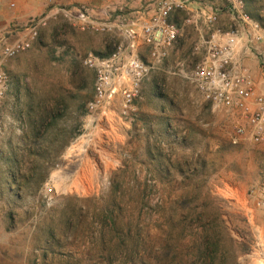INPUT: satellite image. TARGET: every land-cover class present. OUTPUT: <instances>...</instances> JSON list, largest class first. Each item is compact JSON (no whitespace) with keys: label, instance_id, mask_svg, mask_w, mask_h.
<instances>
[{"label":"rangeland","instance_id":"374dc122","mask_svg":"<svg viewBox=\"0 0 264 264\" xmlns=\"http://www.w3.org/2000/svg\"><path fill=\"white\" fill-rule=\"evenodd\" d=\"M243 1L264 26V0ZM157 3L71 0L21 22L0 2V54L44 19L32 47L4 64L21 92L0 123V264H264L253 195L264 145L240 138L238 120L192 79L215 30L245 31L228 0L203 5L219 15L213 26L188 5L171 18L180 34L168 57L154 61L132 34ZM120 48L150 66L126 112L121 94L97 103L85 64ZM58 102L60 117L44 126ZM207 239L219 246L213 261L202 255Z\"/></svg>","mask_w":264,"mask_h":264},{"label":"built area","instance_id":"2783aa9c","mask_svg":"<svg viewBox=\"0 0 264 264\" xmlns=\"http://www.w3.org/2000/svg\"><path fill=\"white\" fill-rule=\"evenodd\" d=\"M24 0H0L8 9L16 11ZM47 7H59L71 0H36ZM206 0H158L153 14L146 18L140 13L136 24L138 35L149 49L154 61L168 57L169 50L176 43L180 27L171 18L180 11L188 10V5L200 8L199 19L213 26L219 15L203 10ZM231 14L239 20L243 37L239 31L222 32L215 30L210 39L200 45L205 56L193 71V82L203 99L212 105L224 108L238 123L236 131L240 138L256 145H264V26L253 19L243 0H228ZM191 22V20H187ZM44 19L30 20L25 36L16 37L12 42H4L0 54V123L4 119L8 100L12 96L13 80L5 69V62L29 50L38 38V28ZM246 39L247 46L242 39ZM132 46V45H131ZM248 47L260 65L256 77L252 70L238 59L239 50ZM125 63L121 65V62ZM85 64L97 73L95 91L97 103L108 102L121 94L125 112L141 94V81L150 71V66L135 56H126L120 48L110 59L89 57ZM94 106V105H93ZM258 205L264 208V184L253 190Z\"/></svg>","mask_w":264,"mask_h":264},{"label":"crops","instance_id":"0c3cea01","mask_svg":"<svg viewBox=\"0 0 264 264\" xmlns=\"http://www.w3.org/2000/svg\"><path fill=\"white\" fill-rule=\"evenodd\" d=\"M47 9L49 10V7L42 4L40 1L24 0L19 3V8L16 10V18L17 20L24 22L32 13L39 12L40 10L48 11ZM154 10L155 9L152 8V4H150V15L153 14ZM237 57L245 66L252 70L253 74L256 77L259 76L260 65L256 57L253 53H251L248 47L239 50Z\"/></svg>","mask_w":264,"mask_h":264},{"label":"trees","instance_id":"16d2710c","mask_svg":"<svg viewBox=\"0 0 264 264\" xmlns=\"http://www.w3.org/2000/svg\"><path fill=\"white\" fill-rule=\"evenodd\" d=\"M20 92H21V84L18 82L16 84V87H15V83H14L12 96L14 95L15 100H19ZM62 104H63L62 102H58L56 112H54V111L49 112V113H46L45 116H43V119H41V121H42V123H44V126L46 125L48 120H50L49 124L51 125L60 117L58 111H59V107ZM49 124H47V125H49ZM38 126H39L38 122H36V121L31 122V133L34 134V136L38 135L40 133V132H38L39 130L37 129ZM206 242H207L206 251L204 253L202 252V255H204L206 259L209 258V259H212V261H213L214 256L217 254V252L219 250V246L216 245L217 243L211 244L212 242L208 241V239Z\"/></svg>","mask_w":264,"mask_h":264}]
</instances>
